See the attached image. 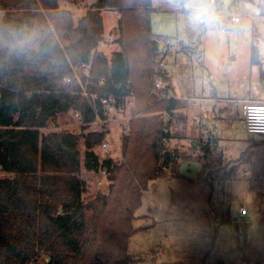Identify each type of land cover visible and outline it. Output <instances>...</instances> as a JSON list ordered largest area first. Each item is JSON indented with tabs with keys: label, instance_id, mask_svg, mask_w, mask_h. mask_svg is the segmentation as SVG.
Here are the masks:
<instances>
[{
	"label": "rangeland",
	"instance_id": "1",
	"mask_svg": "<svg viewBox=\"0 0 264 264\" xmlns=\"http://www.w3.org/2000/svg\"><path fill=\"white\" fill-rule=\"evenodd\" d=\"M54 1L4 0L8 7L0 8V47H9L7 62L20 65L27 80L50 73L59 82L62 68L55 59L39 55L42 43L46 39L63 43L69 23L77 24L86 15L95 19L101 14L103 22L106 19L98 50L110 56L119 48L118 10L110 7L99 10L95 6L97 0H56V6ZM152 2L155 8L151 13L152 31L168 37L159 41L161 52L157 58L165 62L172 78L175 90L172 88L168 94L189 97L195 93L211 99L210 92L215 91L230 99L232 111L210 123L211 130L222 137L221 144L217 141L213 146L218 148L216 155L211 151L207 157L202 148L192 147L191 121H187L183 109L173 114L164 110L136 114V97L133 102H125L126 111L122 114L113 112L106 119L99 117L85 125L75 117L76 111L70 110L41 131L47 134L68 130L81 136V164L73 174L85 181L83 198L89 203L99 195L108 194L111 184L109 180L101 185L98 175L84 167V141L90 132L106 130L103 140L109 141L110 147L102 149L98 143L94 150L101 160L112 158L120 164L124 160V122L128 118L158 114L165 123L170 120L168 130L173 137L167 146L177 149L180 156L175 165L150 180L143 192L142 204L136 210L138 217L133 221L135 230L129 238V252L136 258L133 264H264V135L246 136L245 120L238 115L239 111L242 114L245 98L264 99V0ZM256 7L261 9V14H254ZM27 10L33 14L32 20L22 18ZM232 15H239L241 21L229 20ZM203 16L205 23L200 22ZM222 26L226 29L222 30ZM252 30L258 35L262 66L250 61ZM68 58L74 68L72 78L77 79L76 83L72 81V90L85 92L87 87L81 78L83 73L88 75L89 67ZM154 86L152 92L162 97V92ZM196 99L195 96L185 99L184 106ZM203 103L209 105L210 100L206 97ZM204 111L215 112V106ZM195 128V134L206 142L209 132H202L200 126ZM185 160H198L204 166L210 165V169L202 170L197 177L180 174L179 165ZM43 173L39 165L36 174ZM7 174L0 171V176ZM34 180L39 188L43 180L38 177ZM58 251L68 252V244L59 243ZM46 261L48 257L42 255L29 264H46Z\"/></svg>",
	"mask_w": 264,
	"mask_h": 264
},
{
	"label": "trees",
	"instance_id": "2",
	"mask_svg": "<svg viewBox=\"0 0 264 264\" xmlns=\"http://www.w3.org/2000/svg\"><path fill=\"white\" fill-rule=\"evenodd\" d=\"M95 6L120 12L121 48L110 56L98 50L104 30L101 14L95 19L86 15L77 24L71 21L63 43L46 39L39 51L60 64L59 82L50 73L27 80L20 65L7 62L9 47H0V171L8 173L0 176V264L35 263L42 255L48 257L46 264H133L129 238L143 192L180 156L167 146L173 137L170 120L165 123L158 114L131 118L120 164L112 158L101 160L94 150L106 130L90 132L84 141V167L93 171L106 165L111 184L108 194L85 203V181L73 174L81 164V136L68 130L42 133L50 121L70 110L79 111L85 125L98 116L106 119L100 99L109 96L120 104L135 95L136 114L156 110L173 114L180 107L178 98L152 92L158 75L169 80L166 70L161 74L157 69L159 41L168 37L152 31V0H97ZM7 7L0 2V8ZM29 11L22 18L32 20ZM257 37L252 30L250 61L262 66ZM68 57L89 67L81 78L87 94L72 90L77 79L72 78ZM192 131V147L202 148L208 156L217 138L210 134L205 142ZM39 165L45 173L37 176ZM35 177L43 180L39 188ZM59 243L68 244L69 251L59 252Z\"/></svg>",
	"mask_w": 264,
	"mask_h": 264
},
{
	"label": "built area",
	"instance_id": "3",
	"mask_svg": "<svg viewBox=\"0 0 264 264\" xmlns=\"http://www.w3.org/2000/svg\"><path fill=\"white\" fill-rule=\"evenodd\" d=\"M261 13H262V11L259 7H257L254 11L255 15H258ZM229 20L234 21V22H240L241 17L239 15H232V16H230ZM200 22L205 23L206 22V16L201 17ZM221 29L225 30L226 27L222 26ZM157 69L160 71L161 74L164 73L166 70L165 62L161 60L159 62ZM103 81L104 80H102V82ZM155 85H156L157 89L163 90L162 91L163 96L168 97V92L167 93L164 92L165 89L169 90V88L166 87L168 85V82L162 75L157 76ZM84 94H87V92H84ZM92 96L95 97L94 94ZM134 99H135V95H131L128 100L130 102H133ZM100 102H101L104 114L106 116H108L110 114L112 115L113 112H120L122 114L124 111H126L125 102L118 104L117 100L114 96L101 98ZM242 109H243V114H244V120L246 123L247 133L250 135H255V134L264 135V101H257V100L248 99L243 103ZM97 112H99L98 109H97ZM97 114H99V113H97ZM75 117L78 120H80L81 122H83L82 114L79 111L75 112ZM97 118H99V116ZM96 119L94 121H96ZM94 121H92V122H94ZM124 126H125L124 131L126 133H128V131L130 129V118H128V120L126 122H124ZM100 146L102 149H107L110 147V143H109V141L104 140ZM93 172L95 174H97L98 177L100 178L101 185H105L106 182H109V169L106 165L101 164L98 167V169L93 170ZM242 214H244V212Z\"/></svg>",
	"mask_w": 264,
	"mask_h": 264
},
{
	"label": "crops",
	"instance_id": "4",
	"mask_svg": "<svg viewBox=\"0 0 264 264\" xmlns=\"http://www.w3.org/2000/svg\"><path fill=\"white\" fill-rule=\"evenodd\" d=\"M116 19H119V15H118V17ZM104 22H105L104 24H105V27H106V19L105 18H104ZM120 48L121 47H120V44H119V48L114 49L113 51L119 50ZM112 52H111V54H112ZM165 68H166V65H165ZM167 73H168V76H169V80H167V82H168V85H170L169 90H168V93H169V91H171L172 88H173V90H175V89L173 87L172 78H171V75H170V72H169L168 69H167ZM210 95L213 96L211 99L208 96H205V95L204 96H198V95H196L194 93L193 96H195L197 98L196 101H199V102L190 101L186 106H184V104H186V101H184V100L192 98L193 96H189V97L182 96V97H180V96H178L176 94H172V95L168 94V97H172L173 96V97H176V98H178L180 100V102L182 103V106H184V107H181V104H180V107L178 109H180V108L183 109V111H185L184 113H186L188 115L187 121H189V120L191 121V124H189V126L191 127L190 129H193L196 132V128L195 127H197L199 129V126H200V130L202 132H209V136H210V134L215 136V138H217L218 144L220 145L222 137L219 135V133L217 131L214 132L213 130H211L210 123L214 124L215 122L213 121V119L220 118V117L223 118L224 116L228 115L232 111V109H231V107L228 104V101L230 99H228L227 97L219 96L215 91H211ZM206 97H207V100H210L209 105H205L203 103L205 101ZM248 99H250V100H260V99H255V98H251V97L248 98ZM248 99L245 98V100H248ZM213 101H214V103H211ZM263 101H264V99H263ZM213 105L215 106V112L211 111L212 113H209V114L204 113L205 112L204 110H208L209 107L213 106ZM186 110L187 111L189 110V112H187ZM202 114H204L205 116H201ZM238 115H239V118L242 119V121L244 122L243 111H242V114L239 111ZM193 126H195V127H193ZM215 126H217V125H215ZM245 135L246 136L250 135V134L247 133L246 128H245ZM196 136H197V134H196ZM209 136H208V138H209ZM197 137H199V136H197ZM220 150H222L221 147H220ZM217 151H218V148H216V147L212 148L213 155H216ZM210 154H211V152L209 153V155ZM213 163L215 164L216 162H213ZM213 163L211 165H213ZM209 166H204L203 163H201L199 171H198L197 175L194 176V177H197L199 174H201L202 170L204 171V169L206 171L209 170L210 169Z\"/></svg>",
	"mask_w": 264,
	"mask_h": 264
},
{
	"label": "water",
	"instance_id": "5",
	"mask_svg": "<svg viewBox=\"0 0 264 264\" xmlns=\"http://www.w3.org/2000/svg\"><path fill=\"white\" fill-rule=\"evenodd\" d=\"M201 162L198 160H185L179 165V173L194 177L197 175Z\"/></svg>",
	"mask_w": 264,
	"mask_h": 264
}]
</instances>
